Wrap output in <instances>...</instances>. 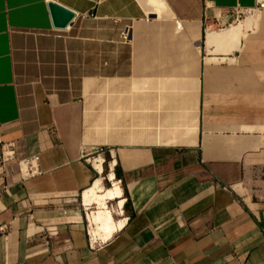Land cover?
Wrapping results in <instances>:
<instances>
[{"label": "crops", "instance_id": "crops-1", "mask_svg": "<svg viewBox=\"0 0 264 264\" xmlns=\"http://www.w3.org/2000/svg\"><path fill=\"white\" fill-rule=\"evenodd\" d=\"M259 1L0 0V264H264ZM236 10L254 28L212 52ZM105 180L111 232L83 198Z\"/></svg>", "mask_w": 264, "mask_h": 264}, {"label": "bare ground", "instance_id": "bare-ground-1", "mask_svg": "<svg viewBox=\"0 0 264 264\" xmlns=\"http://www.w3.org/2000/svg\"><path fill=\"white\" fill-rule=\"evenodd\" d=\"M258 12L253 13L246 19L238 23L232 24L224 30L211 31L207 36V43L212 52L226 51L227 49L239 48L240 39L246 32L253 29L257 22ZM99 163L100 159L93 161ZM122 196V190L118 183L112 188L103 190L97 181L92 188L84 193V201L87 205L97 204L98 209L90 214L93 224H97L99 229L111 232L114 228L112 211L107 205V200L115 199ZM95 228V226H94ZM103 235V234H102Z\"/></svg>", "mask_w": 264, "mask_h": 264}, {"label": "built area", "instance_id": "built-area-1", "mask_svg": "<svg viewBox=\"0 0 264 264\" xmlns=\"http://www.w3.org/2000/svg\"><path fill=\"white\" fill-rule=\"evenodd\" d=\"M258 7L264 8V0H260L258 2ZM249 12H250V10H248V11L236 10L235 11L236 14H245V13H249ZM176 24L179 26L180 22L177 21ZM121 38L123 40L129 39L128 28L124 29L121 32ZM14 157H15L14 143L13 142H2L0 139V164L2 165V167L4 166V163H6V161L12 160V159H14ZM36 159H37V157L23 159V160H20L18 163L20 166H24L25 172L27 174H29L30 172H33L35 170L33 161H35ZM98 159H99V157L93 159L92 163H93V161H97ZM3 174H4V171H3ZM3 187H5V186L3 185ZM11 229H12V223L11 222L0 223V238L6 239L9 235V233L11 232Z\"/></svg>", "mask_w": 264, "mask_h": 264}, {"label": "water", "instance_id": "water-1", "mask_svg": "<svg viewBox=\"0 0 264 264\" xmlns=\"http://www.w3.org/2000/svg\"><path fill=\"white\" fill-rule=\"evenodd\" d=\"M48 10L55 28H65L74 17L73 12L53 2L48 3Z\"/></svg>", "mask_w": 264, "mask_h": 264}, {"label": "rangeland", "instance_id": "rangeland-1", "mask_svg": "<svg viewBox=\"0 0 264 264\" xmlns=\"http://www.w3.org/2000/svg\"><path fill=\"white\" fill-rule=\"evenodd\" d=\"M252 12H255V11H250L249 13H245V14H236V13H234L233 16L230 18L231 23L232 22H235V23L240 22L241 20L245 19L248 15H250ZM103 175L105 176V174H103ZM103 185H104L103 186L104 190L109 189V188H111L113 186V185H110V183L107 180L104 181ZM75 199L77 200L76 203L80 202V197L79 196L76 197ZM81 202H82V197H81ZM107 204H108L109 209L113 212V214H115L116 205L118 206V201L117 200H110L109 203H107ZM85 208H86V216L88 217V214L90 212L92 213L94 210H97L98 206H97V204H93L91 206H85ZM90 214H89V216H90Z\"/></svg>", "mask_w": 264, "mask_h": 264}]
</instances>
